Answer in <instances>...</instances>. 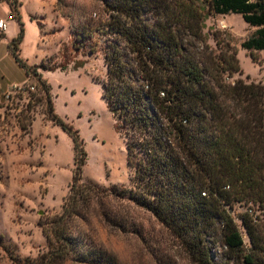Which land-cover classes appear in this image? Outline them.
Wrapping results in <instances>:
<instances>
[{"label": "trees", "instance_id": "trees-1", "mask_svg": "<svg viewBox=\"0 0 264 264\" xmlns=\"http://www.w3.org/2000/svg\"><path fill=\"white\" fill-rule=\"evenodd\" d=\"M11 1L17 11L18 0ZM99 1L109 19L71 33L77 41L95 34L113 37L104 54L102 97L126 136L127 164L134 172V187L120 197L151 213L192 264H264V85L243 80L228 85L217 75L210 84L186 44L187 35L201 37L209 15L237 14L256 28L242 47L264 51V0ZM12 19L20 31L9 43L11 53L49 94L37 67L18 54L25 35L21 14ZM121 43L131 59H125ZM223 61L225 70H240L235 57ZM47 116L72 136L75 169L63 213L43 227L47 251L17 262L121 264L72 233L69 221L77 215L80 192L105 190L82 183L83 141L50 99ZM112 192L118 195L116 188ZM237 205L250 206L236 214ZM216 247L222 248L221 260L214 258Z\"/></svg>", "mask_w": 264, "mask_h": 264}, {"label": "rangeland", "instance_id": "rangeland-1", "mask_svg": "<svg viewBox=\"0 0 264 264\" xmlns=\"http://www.w3.org/2000/svg\"><path fill=\"white\" fill-rule=\"evenodd\" d=\"M18 3L25 30L18 54L37 67L50 92L13 57L9 43L18 36L20 23L10 18L17 13L12 1L0 0V19L7 23V29L0 31V264H18V259L46 252L43 227L63 213L69 197L75 144L62 126L48 118L49 99L55 113L83 141L82 183L105 190L80 192L77 215L69 221L75 237L114 255L121 264L169 260L192 264L151 213L120 197V191L134 187V172L127 164L126 136L117 130L102 97L107 77L104 54L113 37L95 34L77 41L71 33L89 23L104 24L109 14L103 4L99 0ZM255 30L237 14L209 15L201 37L186 36L206 81L214 85L217 75L228 85L238 80L264 85V51L251 53L242 47ZM120 46L125 59H131L125 45ZM231 57L239 61V71L224 69L223 60ZM249 206L237 205L236 214ZM213 255L221 260L222 248L216 247Z\"/></svg>", "mask_w": 264, "mask_h": 264}, {"label": "built area", "instance_id": "built-area-1", "mask_svg": "<svg viewBox=\"0 0 264 264\" xmlns=\"http://www.w3.org/2000/svg\"><path fill=\"white\" fill-rule=\"evenodd\" d=\"M10 18L12 19V16H10ZM7 29V23L4 19H0V31H5ZM34 89V87H32V90Z\"/></svg>", "mask_w": 264, "mask_h": 264}]
</instances>
